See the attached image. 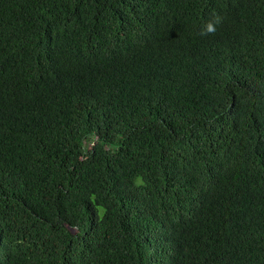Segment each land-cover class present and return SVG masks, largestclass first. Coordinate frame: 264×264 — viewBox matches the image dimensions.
I'll return each instance as SVG.
<instances>
[{
  "label": "trees",
  "instance_id": "trees-1",
  "mask_svg": "<svg viewBox=\"0 0 264 264\" xmlns=\"http://www.w3.org/2000/svg\"><path fill=\"white\" fill-rule=\"evenodd\" d=\"M0 264H264V0H0Z\"/></svg>",
  "mask_w": 264,
  "mask_h": 264
},
{
  "label": "clouds",
  "instance_id": "clouds-1",
  "mask_svg": "<svg viewBox=\"0 0 264 264\" xmlns=\"http://www.w3.org/2000/svg\"><path fill=\"white\" fill-rule=\"evenodd\" d=\"M208 31H214V29L211 26H209Z\"/></svg>",
  "mask_w": 264,
  "mask_h": 264
}]
</instances>
